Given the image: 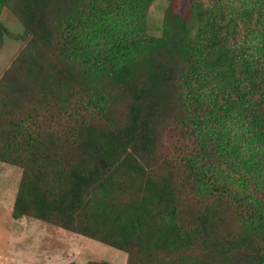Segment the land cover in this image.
Returning a JSON list of instances; mask_svg holds the SVG:
<instances>
[{
  "label": "trees",
  "instance_id": "1",
  "mask_svg": "<svg viewBox=\"0 0 264 264\" xmlns=\"http://www.w3.org/2000/svg\"><path fill=\"white\" fill-rule=\"evenodd\" d=\"M153 1L0 0L24 28L0 22L23 42L0 76L12 218L127 264H264V32L241 39L264 0H167L158 37ZM172 128L188 148L164 150Z\"/></svg>",
  "mask_w": 264,
  "mask_h": 264
},
{
  "label": "rangeland",
  "instance_id": "2",
  "mask_svg": "<svg viewBox=\"0 0 264 264\" xmlns=\"http://www.w3.org/2000/svg\"><path fill=\"white\" fill-rule=\"evenodd\" d=\"M241 4V2H239ZM168 7L167 0H154L147 15V33L162 35V23ZM0 22L13 34L23 35L24 28L7 10ZM264 24L254 13L243 29L241 39L252 46H262ZM22 40L6 38L0 48V76L21 50ZM166 152L175 147L188 148V136L172 128L163 137ZM22 170L6 163L0 164V264H127L128 255L100 241L84 237L39 220L12 218V209L20 185Z\"/></svg>",
  "mask_w": 264,
  "mask_h": 264
}]
</instances>
